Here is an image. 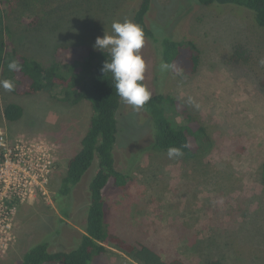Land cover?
Returning <instances> with one entry per match:
<instances>
[{
	"label": "rangeland",
	"instance_id": "obj_1",
	"mask_svg": "<svg viewBox=\"0 0 264 264\" xmlns=\"http://www.w3.org/2000/svg\"><path fill=\"white\" fill-rule=\"evenodd\" d=\"M140 1L53 0L48 13L40 11L37 25L23 24L14 15L9 24L23 52L52 60L58 44L93 46L98 36L111 32L113 21H133ZM147 18L159 39L194 41L202 64L195 76L181 78V70L162 69L161 40H146L141 49L145 84L152 93H172L199 114L212 130L216 145L199 161L169 159L167 152L138 154L148 145L149 121L144 111L135 112L122 101L118 166L133 167L132 181L126 189L111 184L105 191L110 229L130 241L151 245L165 258L181 257L190 264L208 259L264 264V186L259 177L264 161V91L250 66L247 70L230 61L238 48L253 47L247 12L232 6L209 7L198 0H153ZM0 92L3 105L16 101L24 107L18 121L10 123L0 116V127L9 140L20 136L44 139L56 149L54 192L48 189L47 195L38 194L18 207L16 240L0 257V264L20 262L42 239H55V249H74L80 242L74 239V230L61 224L64 237H59L55 222L60 217L75 230L85 231L89 184L97 162L70 196L69 215L59 209L55 197L69 158L80 150L91 104L85 100L71 107L47 92L19 96L2 87ZM188 97L199 107L187 103ZM131 156L138 161L132 163ZM109 248L101 264H139L119 249Z\"/></svg>",
	"mask_w": 264,
	"mask_h": 264
},
{
	"label": "trees",
	"instance_id": "obj_2",
	"mask_svg": "<svg viewBox=\"0 0 264 264\" xmlns=\"http://www.w3.org/2000/svg\"><path fill=\"white\" fill-rule=\"evenodd\" d=\"M50 1L53 0H0V78L12 80L15 84L12 92L19 96L47 92L71 107H76L85 100L91 104V117L88 129L81 139L80 150L69 158L67 173L58 180L55 201L60 210L69 215L67 208L71 202L70 196L94 162H97V168L89 184L85 231L75 230L60 217L55 222L59 237H64V232L59 230L61 224H66L67 230H74V239L80 240L78 246L71 250H60L54 248L55 239H42L28 249L20 262L10 264H101L103 256L109 253V247L119 249L139 264H190L181 257L165 258L151 245L142 241H130L110 229L105 191L111 184L118 189L128 188L132 181L133 167L123 170L118 166V143L122 137L119 111L122 100L116 94L111 77H105L101 71L107 52L105 56L90 44L85 48L58 44L53 59L42 60L18 47L13 27L9 24L11 15H14L23 24L37 25L41 21L40 11L48 13ZM152 1L139 2L133 21L142 26L145 41L158 43L161 40L164 63L169 65L168 69L174 72L181 70V78L195 76L202 64L199 46L192 40H176L170 36L159 39L148 24ZM198 1L209 7L232 6L247 12L253 47L248 51L238 48L230 61L247 70L250 66V70L256 74L255 82L264 91V64L261 63L264 60V0ZM13 59L22 65L21 71L8 70L7 63ZM2 105L0 92V116L3 115L10 123L23 117L22 104L12 101ZM142 111L147 115L150 133L148 145L141 147L138 154L149 151L167 152L169 147L183 148V145H188L189 147L183 148L184 155L180 158L184 161H199L215 148L216 141L210 127L202 121L199 114L172 93H152V99ZM132 156L129 157L131 162H137ZM259 177L264 186V161L259 166ZM50 182L49 189L54 192V177ZM62 214L65 215L63 212ZM202 264L225 263L222 259H208Z\"/></svg>",
	"mask_w": 264,
	"mask_h": 264
},
{
	"label": "built area",
	"instance_id": "obj_3",
	"mask_svg": "<svg viewBox=\"0 0 264 264\" xmlns=\"http://www.w3.org/2000/svg\"><path fill=\"white\" fill-rule=\"evenodd\" d=\"M55 162L53 143L25 136L10 141L0 127V257L16 240L18 207L38 194H48Z\"/></svg>",
	"mask_w": 264,
	"mask_h": 264
},
{
	"label": "clouds",
	"instance_id": "obj_4",
	"mask_svg": "<svg viewBox=\"0 0 264 264\" xmlns=\"http://www.w3.org/2000/svg\"><path fill=\"white\" fill-rule=\"evenodd\" d=\"M145 44V32L141 25L125 18L123 21H113L111 32H106L102 37L98 36L93 48L101 51L104 55L107 52V59L102 66L104 76H110L113 81L117 96L125 105L139 112L152 99V92L144 83L146 73V62L142 57L141 49ZM264 64V60L261 61ZM162 69L169 65L163 63ZM10 72H19L22 65L15 59L7 63ZM0 87L6 92L15 88L12 80H0ZM187 103L199 107L194 98L188 97ZM189 147L183 145V148ZM182 147H169L167 157L169 159L183 157Z\"/></svg>",
	"mask_w": 264,
	"mask_h": 264
}]
</instances>
